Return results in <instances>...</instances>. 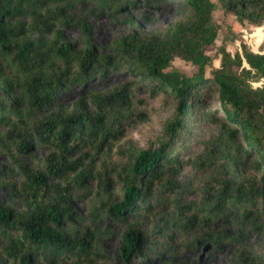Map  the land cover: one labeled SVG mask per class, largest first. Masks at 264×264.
<instances>
[{
	"label": "trees",
	"instance_id": "trees-1",
	"mask_svg": "<svg viewBox=\"0 0 264 264\" xmlns=\"http://www.w3.org/2000/svg\"><path fill=\"white\" fill-rule=\"evenodd\" d=\"M182 1L191 13L186 20L160 33L123 36L114 42L112 55L87 46L73 64L71 46L61 38L72 17L56 0H42L40 10L31 12V26L21 20L28 14L12 0H0V52L17 51L13 58L22 59L21 72L27 73L22 81L20 72L8 75L0 60V97L7 99H0V125L24 102L40 117L32 124L19 120L21 127L11 132L19 137L18 150L27 155L34 145L50 150L47 171L19 165L20 207L0 205V264H100L96 227L84 224L73 197V187L90 183L104 197L90 218L107 219L110 233L119 227L121 264L173 253L191 229L217 246L223 236L214 226L229 210L251 228L264 229V52L246 44L234 54L222 47L220 66L208 76L212 60L207 50L219 30L215 5L213 0ZM218 1L239 24H264V0ZM33 35L39 40H30ZM175 57L196 66V73L188 76L172 67ZM116 72L132 77L127 87L82 96L69 105L58 101L64 89ZM139 87L152 97H173L175 116L158 147L138 150L130 144L125 150L118 141L124 137L123 123L135 115L130 90ZM212 99L219 100V129L208 158H216L212 161L219 166L200 208L184 200L180 177L185 163L170 149L182 141L193 103L206 106ZM115 148L127 155L126 162H112ZM162 208L171 217L160 224L157 211Z\"/></svg>",
	"mask_w": 264,
	"mask_h": 264
},
{
	"label": "rangeland",
	"instance_id": "rangeland-1",
	"mask_svg": "<svg viewBox=\"0 0 264 264\" xmlns=\"http://www.w3.org/2000/svg\"><path fill=\"white\" fill-rule=\"evenodd\" d=\"M42 0H12V4L24 13L22 21L33 25L31 12L40 10ZM215 9L213 20L218 24L219 30L215 43L208 48L207 54L211 57L212 65L207 68L206 74L212 75V70L220 66L221 55L219 50L225 47L234 54L242 50L246 44L252 51L264 50V27L241 25L232 14L222 8L218 0H213ZM56 6L65 8L72 17V22L62 27L61 38L71 46V63L76 64L78 51L91 46L97 53L113 54L114 42L130 33L139 35H152L163 32L171 23L186 20L190 11L182 0H56ZM55 10L54 8H52ZM23 41V36H19ZM30 40H39L33 35ZM0 60L6 74L19 73L22 78L27 74L21 72L22 59L13 57L17 51L11 53L0 52ZM59 59V57H55ZM172 67L188 76L196 73L197 67L192 63L175 57ZM132 77L128 72H116L105 78L91 79L85 84H77L61 91L58 101L69 105L82 96H90L96 92H109L115 88L126 86ZM20 80L15 79V82ZM140 88V87H139ZM133 88L130 90L133 97V110L135 115L122 125L124 137L118 144L129 150L132 144L136 149L158 147L161 141L166 140L165 125L175 116V100L164 94L154 97L147 88ZM216 96V95H215ZM24 95L22 100L26 99ZM1 100L7 101L5 96ZM208 105L202 106L193 103L192 116L187 129L182 133V141L171 145L174 155L184 163L185 169L180 182L185 187L184 200L203 208L206 192L212 172H216L219 163L213 162L210 148L218 133V116L215 110L219 109V100L212 99ZM22 103L21 107L9 111L7 119L0 125V205L20 207L17 186L21 180L19 165L24 164L34 168L46 170V157L50 153L39 145H34L29 155L18 150V136H11V132L21 127L19 120L28 124L36 121L40 114L27 109ZM13 108V106H12ZM220 114V113H219ZM128 154V152H125ZM127 155L114 149L112 162H126ZM210 161V164L207 162ZM208 165H203V163ZM47 173V172H45ZM97 186L90 183L86 188L73 187L74 204L79 216L86 225L95 226L99 238L98 250L103 256L100 264H121L118 250L120 242V229L115 227L110 233L107 230L108 220L104 217L90 218V212L98 207L104 197L97 192ZM119 194V187L114 190ZM90 199V201H89ZM159 223L162 224L170 217V211L162 208L157 211ZM214 231H220L223 241L217 246L205 243L195 237L196 230L191 229L189 236L181 239L177 250L162 256L149 255L146 259H137L141 264H264V229L251 228L241 220L239 215L229 210L215 224ZM154 248H148L147 253H153Z\"/></svg>",
	"mask_w": 264,
	"mask_h": 264
},
{
	"label": "crops",
	"instance_id": "crops-1",
	"mask_svg": "<svg viewBox=\"0 0 264 264\" xmlns=\"http://www.w3.org/2000/svg\"><path fill=\"white\" fill-rule=\"evenodd\" d=\"M252 27H256V26H252ZM261 27H264V24H263ZM258 28H259V27H258ZM252 51H253V50H252ZM253 52H255V53H263L264 50H258V51H253Z\"/></svg>",
	"mask_w": 264,
	"mask_h": 264
}]
</instances>
